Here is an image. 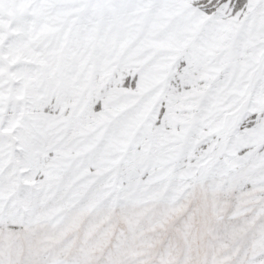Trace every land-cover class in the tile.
<instances>
[{
  "label": "snow or ice",
  "instance_id": "6c2138e0",
  "mask_svg": "<svg viewBox=\"0 0 264 264\" xmlns=\"http://www.w3.org/2000/svg\"><path fill=\"white\" fill-rule=\"evenodd\" d=\"M0 264H264V0H0Z\"/></svg>",
  "mask_w": 264,
  "mask_h": 264
}]
</instances>
